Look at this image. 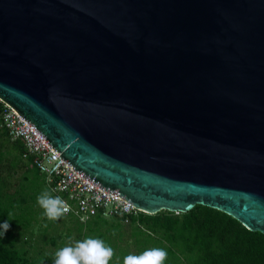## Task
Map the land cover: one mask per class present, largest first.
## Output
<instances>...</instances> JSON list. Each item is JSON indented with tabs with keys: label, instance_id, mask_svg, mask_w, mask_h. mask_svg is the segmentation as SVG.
<instances>
[{
	"label": "water",
	"instance_id": "obj_1",
	"mask_svg": "<svg viewBox=\"0 0 264 264\" xmlns=\"http://www.w3.org/2000/svg\"><path fill=\"white\" fill-rule=\"evenodd\" d=\"M0 101L141 212L264 234V0H0Z\"/></svg>",
	"mask_w": 264,
	"mask_h": 264
},
{
	"label": "trees",
	"instance_id": "obj_2",
	"mask_svg": "<svg viewBox=\"0 0 264 264\" xmlns=\"http://www.w3.org/2000/svg\"><path fill=\"white\" fill-rule=\"evenodd\" d=\"M0 102V264H54L55 254L88 238L113 249L109 264L151 249L167 253L164 264H264V234L248 230L232 216L202 205L189 212H141L129 224L98 215L82 223L73 214L48 220L38 197L53 193L21 139L2 125Z\"/></svg>",
	"mask_w": 264,
	"mask_h": 264
},
{
	"label": "built area",
	"instance_id": "obj_3",
	"mask_svg": "<svg viewBox=\"0 0 264 264\" xmlns=\"http://www.w3.org/2000/svg\"><path fill=\"white\" fill-rule=\"evenodd\" d=\"M2 103L3 127L14 141H23L28 155L34 157L35 165L47 176L52 192L66 195L62 198L69 207L65 215L74 214L81 221H87L101 214L107 219L121 218L127 225L131 217L141 213L129 201L79 175L70 163L61 158V153L49 146L34 124Z\"/></svg>",
	"mask_w": 264,
	"mask_h": 264
},
{
	"label": "clouds",
	"instance_id": "obj_4",
	"mask_svg": "<svg viewBox=\"0 0 264 264\" xmlns=\"http://www.w3.org/2000/svg\"><path fill=\"white\" fill-rule=\"evenodd\" d=\"M37 202L44 210L47 219L51 221L58 220L69 211V207L60 197H52L48 193L38 197ZM9 228L10 224L7 221L0 224L3 234ZM113 254V249L106 246L102 240L88 238L77 242L74 246H66L58 250L54 264H109ZM166 258L167 253L164 250L151 249L140 256L126 257L124 264H164Z\"/></svg>",
	"mask_w": 264,
	"mask_h": 264
},
{
	"label": "crops",
	"instance_id": "obj_5",
	"mask_svg": "<svg viewBox=\"0 0 264 264\" xmlns=\"http://www.w3.org/2000/svg\"><path fill=\"white\" fill-rule=\"evenodd\" d=\"M23 142V141H22ZM41 172V171H40ZM42 173V172H41ZM42 174H44V173H42ZM45 175V174H44ZM45 177H46V181H47V184H48V186L50 187V183L48 182V179H47V176L45 175ZM75 216V215H74ZM76 217V216H75ZM76 218H78V217H76ZM94 218V217H93ZM93 218H91V219H93ZM79 219V218H78ZM91 219H89V220H91ZM118 219H121V218H118ZM80 220V219H79ZM89 220H87V221H89ZM121 220H123V219H121ZM87 221H81L80 220V222H82V223H85V222H87ZM123 222H124V220H123Z\"/></svg>",
	"mask_w": 264,
	"mask_h": 264
},
{
	"label": "rangeland",
	"instance_id": "obj_6",
	"mask_svg": "<svg viewBox=\"0 0 264 264\" xmlns=\"http://www.w3.org/2000/svg\"><path fill=\"white\" fill-rule=\"evenodd\" d=\"M97 217V216H96Z\"/></svg>",
	"mask_w": 264,
	"mask_h": 264
}]
</instances>
